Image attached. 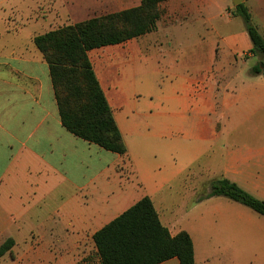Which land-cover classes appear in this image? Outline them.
Returning <instances> with one entry per match:
<instances>
[{"label": "crops", "instance_id": "0c3cea01", "mask_svg": "<svg viewBox=\"0 0 264 264\" xmlns=\"http://www.w3.org/2000/svg\"><path fill=\"white\" fill-rule=\"evenodd\" d=\"M173 1L179 3L171 9L173 22L203 21L223 33L240 18L228 4L227 16L214 15V0L167 2ZM243 3L264 37V0ZM25 29H5L0 52V246L15 241L0 264H101L94 235L144 197L172 236L190 235L195 264H264V216L226 197L198 200L211 182L225 178L264 201V75H250L253 54H201L209 63L199 77L173 75L158 104L132 107L127 92L139 80L133 61L119 58L135 50V40L115 45L126 47L121 52L92 50L127 146L119 155L63 127L47 62L36 46L18 42ZM226 32L219 38L246 39L243 30ZM223 57L226 64L216 68ZM239 136L263 142H233Z\"/></svg>", "mask_w": 264, "mask_h": 264}, {"label": "trees", "instance_id": "16d2710c", "mask_svg": "<svg viewBox=\"0 0 264 264\" xmlns=\"http://www.w3.org/2000/svg\"><path fill=\"white\" fill-rule=\"evenodd\" d=\"M170 0H142L140 6L92 18L38 35L33 39L50 70L63 127L75 137L102 149L124 155L127 146L113 111L94 70L92 50L124 44L155 32L162 12L160 5ZM252 42L250 53L263 62L250 74L264 73V37L252 21L248 7H235ZM202 192L199 201L226 197L264 216V201L237 184L217 179ZM101 264H160L177 258L181 264H195L194 245L187 232L172 236L161 223L153 201L144 197L94 235ZM10 238L0 246V259L12 250Z\"/></svg>", "mask_w": 264, "mask_h": 264}, {"label": "rangeland", "instance_id": "374dc122", "mask_svg": "<svg viewBox=\"0 0 264 264\" xmlns=\"http://www.w3.org/2000/svg\"><path fill=\"white\" fill-rule=\"evenodd\" d=\"M214 2L216 9L212 13L216 16L223 13L227 16V10H222L226 4L229 6L228 11L230 13L235 10L232 0H214ZM141 3L142 0H0V52H4L5 29L12 33L23 26L26 27L25 31L21 32L18 37V42L34 47L32 42L38 35L92 18L104 17L135 8ZM178 4V1L161 4L159 8L162 16L158 22L157 30L145 37L133 39L135 40L132 42L133 45L136 46L137 44L138 47L136 46L131 54L119 58L120 62L125 59L133 61L135 78L139 80L136 88L127 92V102L132 107L135 104L138 106L145 105L151 101L158 104L163 90L166 89L170 80L182 76L192 79L199 77V70L209 63V60L203 59L201 54L210 56L209 54L215 52L223 54L234 49L240 58H252L248 52L250 51L248 47L252 48V42L241 18L234 19L229 28L224 30L233 34H241V30H243L246 39L241 37L237 43H234L226 37L219 38V35L225 36L223 34L225 32L222 33L221 28L210 27L203 24V21L196 20L195 24L192 21L173 22L174 15H171V9H176ZM4 5H14V7L5 9ZM4 20L7 22L6 26H4ZM106 49L116 53L121 52L126 47L108 46ZM255 57L254 65L263 62L260 56ZM226 62L224 57L219 58L215 67L224 66ZM111 64V59L106 61L108 68L111 67ZM102 75L103 80L107 81V76L104 73ZM173 75L175 78H171ZM110 76L112 79V73ZM159 112V108H153V113ZM137 116L139 118L142 116L139 110ZM151 129L152 134L156 128L152 127ZM149 140L158 144L161 143L158 137H150ZM257 140L260 143L263 142L261 138L254 136L242 138L239 136L234 138L233 142L255 147Z\"/></svg>", "mask_w": 264, "mask_h": 264}, {"label": "water", "instance_id": "95a60500", "mask_svg": "<svg viewBox=\"0 0 264 264\" xmlns=\"http://www.w3.org/2000/svg\"><path fill=\"white\" fill-rule=\"evenodd\" d=\"M244 0H232L233 4L235 6L239 5V4H242Z\"/></svg>", "mask_w": 264, "mask_h": 264}]
</instances>
